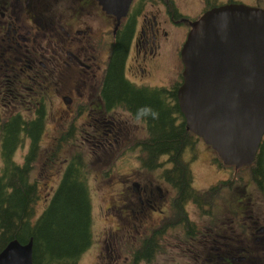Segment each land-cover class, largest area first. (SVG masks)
Here are the masks:
<instances>
[{
    "label": "flooded vegetation",
    "instance_id": "obj_1",
    "mask_svg": "<svg viewBox=\"0 0 264 264\" xmlns=\"http://www.w3.org/2000/svg\"><path fill=\"white\" fill-rule=\"evenodd\" d=\"M232 2L264 8V0H132L119 18L100 0H0V187L21 178L26 165L30 179L37 166L38 182L41 161L55 166L59 182L75 163L91 196L92 181L120 186L112 199L104 191L107 206L96 212L103 224L91 229L76 264H90V257L91 264H264V174L230 166L217 181H196L200 190L189 165L191 189L182 195L168 168L158 177L153 167L147 115L107 87L124 44L122 74L133 90L180 108L181 50L191 22ZM175 109L180 123L182 110ZM124 163L130 170H120ZM1 235L0 228V251L19 239Z\"/></svg>",
    "mask_w": 264,
    "mask_h": 264
},
{
    "label": "water",
    "instance_id": "obj_2",
    "mask_svg": "<svg viewBox=\"0 0 264 264\" xmlns=\"http://www.w3.org/2000/svg\"><path fill=\"white\" fill-rule=\"evenodd\" d=\"M131 2L100 0L119 18ZM181 54L178 102L187 127L226 163H252L264 134V8L244 2L210 8L192 21ZM0 264H35L33 237L12 239Z\"/></svg>",
    "mask_w": 264,
    "mask_h": 264
},
{
    "label": "trees",
    "instance_id": "obj_3",
    "mask_svg": "<svg viewBox=\"0 0 264 264\" xmlns=\"http://www.w3.org/2000/svg\"><path fill=\"white\" fill-rule=\"evenodd\" d=\"M123 49L124 44L119 47L117 58L113 59L108 90L113 92L114 96H121V100H129L137 112L147 115L152 130L149 149L156 159L153 167L166 164L164 160L167 156L161 157L168 155V160L173 161L174 165L171 164V168L166 170L167 177L171 178L169 173H172L174 186L181 189L182 195L189 194L191 169L188 163L182 160V153L193 143L195 134L187 127L184 115L180 123H177V118L172 115L176 107L181 111L178 103L173 107L170 103L168 105L156 98L154 94L133 90L122 74ZM263 153L264 151L261 153L259 149L255 161L244 166L264 174ZM220 162L223 160L218 157L215 163L222 167ZM29 169V165L19 169L21 178L15 175L7 187H0L1 237L8 239L15 235L22 242H27L33 237L35 264H76L81 252L91 240L93 216L88 185L77 171V165L71 164L46 209L36 217L34 204L40 195L37 182L29 178ZM237 193L239 194L237 187L233 186V205Z\"/></svg>",
    "mask_w": 264,
    "mask_h": 264
},
{
    "label": "rangeland",
    "instance_id": "obj_4",
    "mask_svg": "<svg viewBox=\"0 0 264 264\" xmlns=\"http://www.w3.org/2000/svg\"><path fill=\"white\" fill-rule=\"evenodd\" d=\"M214 153H210L208 149L205 147V145L202 143V140L197 139L196 137L194 138V141L192 144L188 145L184 149V153H182V160L187 162V165H191L192 170L194 172V184L195 186L200 189L204 190L202 187L198 186L197 183L201 185H206L208 184L210 179H215L216 181L219 180L218 175H223L226 176V174L232 172L233 170H230V167H220L217 163H214L217 160V155ZM165 156H162L161 158H164ZM172 163H167L161 167L156 168V170L159 172L158 177L161 176L162 169L165 168H171ZM222 166L223 163L220 162ZM40 166L45 167L44 173L41 174V177L38 179V193H39V199L36 201L34 204L35 208V215L38 217V214L41 213L44 209L46 204L48 203L47 201V196H50L53 192V190L56 188V186L59 183L60 175L55 174V166H48V165H43V162L41 161ZM91 166V164H89ZM96 166V165H94ZM109 166H104V168H107ZM103 167L97 168L96 172L100 173V170ZM131 165L124 163L123 166L120 168L121 171H128L130 170ZM37 166L35 165L33 172L31 173V179H34V174L36 173ZM250 170L248 168L246 169H241L238 173H243V172H249ZM146 172V170H143L141 173ZM237 174V172H235ZM164 179H162L163 181ZM214 181V182H216ZM105 182H101L99 180L92 181V204H93V226L92 228L94 229L95 227H100L103 224L104 219L102 217H97L96 212L99 211V208H106V203L104 202V191L105 190H110L108 193L107 197H113L117 196V191L120 189L119 183H117L113 179H108L107 184H104ZM163 183V182H162ZM166 182L164 183V186L167 187ZM54 185V189L52 190L51 193H48V190L51 189V186ZM168 189V188H167ZM238 194V193H237ZM236 194V195H237ZM224 196V193L218 195L214 199V205L217 204V198L221 200V198ZM110 199V200H111ZM192 204V203H190ZM93 258L90 257V264L91 260Z\"/></svg>",
    "mask_w": 264,
    "mask_h": 264
}]
</instances>
